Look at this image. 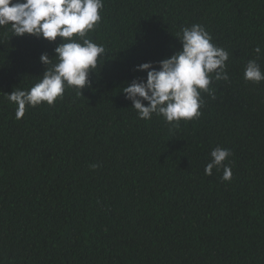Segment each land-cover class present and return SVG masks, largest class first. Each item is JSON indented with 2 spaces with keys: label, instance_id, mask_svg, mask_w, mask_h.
Listing matches in <instances>:
<instances>
[{
  "label": "trees",
  "instance_id": "1",
  "mask_svg": "<svg viewBox=\"0 0 264 264\" xmlns=\"http://www.w3.org/2000/svg\"><path fill=\"white\" fill-rule=\"evenodd\" d=\"M100 14L91 87L19 120L5 94L34 86L62 40L0 28V264H264V82L243 78L250 60L264 70V0H104ZM193 24L228 51L229 81L179 128L139 119L123 88ZM216 147L230 182L205 174Z\"/></svg>",
  "mask_w": 264,
  "mask_h": 264
},
{
  "label": "clouds",
  "instance_id": "2",
  "mask_svg": "<svg viewBox=\"0 0 264 264\" xmlns=\"http://www.w3.org/2000/svg\"><path fill=\"white\" fill-rule=\"evenodd\" d=\"M104 0H0V28L7 27L12 36L31 35L55 43V58L47 54L40 57L46 71L30 89L15 88L4 98L16 107V119L25 116L27 108L41 105L53 106L63 98L67 89L83 96V89L91 87V72L98 67L106 49L88 38L101 20ZM182 49L159 62L137 66L146 72L147 80H133L123 88L127 100L141 120H151L153 114L161 117L171 128H179L180 122H188L201 115L202 93L215 98L210 86L215 81H229L227 62L229 53L215 45L213 37L200 24L184 27L177 34ZM254 51L257 58L264 55L260 46ZM55 61V63H53ZM246 83L264 82V70L257 60H250L244 69ZM147 102V106L145 105ZM231 152L216 147L205 174L223 168L222 180L233 178L231 167L225 163ZM93 168L97 165L93 164Z\"/></svg>",
  "mask_w": 264,
  "mask_h": 264
}]
</instances>
